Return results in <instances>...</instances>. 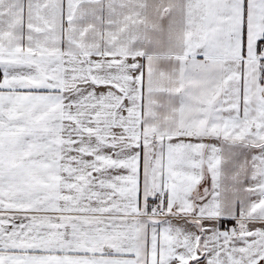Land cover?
Listing matches in <instances>:
<instances>
[{
    "label": "snow or ice",
    "instance_id": "1",
    "mask_svg": "<svg viewBox=\"0 0 264 264\" xmlns=\"http://www.w3.org/2000/svg\"><path fill=\"white\" fill-rule=\"evenodd\" d=\"M0 264H264V0H0Z\"/></svg>",
    "mask_w": 264,
    "mask_h": 264
}]
</instances>
